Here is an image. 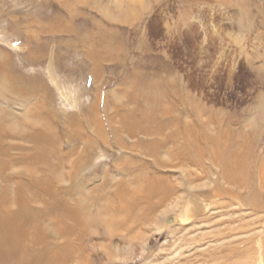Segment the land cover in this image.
Masks as SVG:
<instances>
[{
    "label": "rangeland",
    "instance_id": "1",
    "mask_svg": "<svg viewBox=\"0 0 264 264\" xmlns=\"http://www.w3.org/2000/svg\"><path fill=\"white\" fill-rule=\"evenodd\" d=\"M0 52L6 54L7 60L10 58L8 65L11 72L7 71L6 77L0 76V95L3 94L0 96V115L5 116L8 122L3 121L2 127L12 132H9L11 135L24 134V138L21 136L20 140H12L16 150H10L9 170L27 171L21 179L24 182L30 181L28 176L38 178L42 175L51 184L52 190L58 189L55 191L66 199L67 205L73 203L70 192L76 189L74 185L81 184L85 188L81 189L82 196L91 199L89 192L95 191V186H98L97 195L100 197L94 195L91 201L92 207L95 206L93 210L101 213L92 228L89 223L88 230L90 244L96 245L92 263L108 264L103 254L114 253L116 247L123 249L131 242L132 256L126 254V258L113 264H201L213 248L195 250L198 243L191 244L189 239L208 232L207 225L199 228V217L194 216V209L199 206L203 209L202 213L208 214L210 212L204 207L210 201L200 195L194 196L195 193L214 189L215 181L222 189H229L227 195L217 197L215 201L235 204L239 199L248 204L256 199L264 202V0H0ZM3 87L8 91H2ZM6 108L8 111H5ZM31 110H36L34 112L38 114ZM166 110H170L167 116L162 113ZM172 115L182 118L176 119L175 125H166L165 132L184 123H194L193 127L196 126L200 137H204V133L210 137L209 141L204 138L196 140L197 151L204 153L202 163L205 168L199 173L201 178L192 182L198 185L197 190L190 192L188 182L178 179L179 171L165 168L161 172L170 183L173 182L176 192L165 201L156 203V218L145 221L146 215L142 211L141 215L113 211L112 206L117 205V198L113 195L117 185L114 184L123 180V183L129 182L126 183L127 188L137 191L144 184L145 167H148L150 175L160 172L151 158L141 154L140 150L131 151L129 146L144 138L143 124L145 127L154 121L162 122ZM231 122L230 125L236 123L230 126L229 133H233L228 140L233 141L230 143L227 140L224 144L220 142L224 138L223 126L221 132H216L220 140L212 131L203 128L206 123L214 128ZM128 123L140 131L136 136L130 137L126 132ZM46 124L48 127H45ZM235 128L243 131L240 136L234 135ZM28 130L37 133L30 134ZM26 135L28 138L32 136L28 139ZM80 137L84 140L81 138L80 141ZM33 145L38 149L34 150ZM43 145L51 150V153L48 150L51 155L58 153L50 157L51 163H54L45 168L47 159L43 164L38 157L46 148ZM231 150L237 152L235 163L240 166L237 170L231 169L237 178L234 186L227 185L219 177V159ZM33 151H36L35 154H32ZM211 152L218 157L215 164L209 155ZM15 165L16 168H13ZM190 168L195 166L190 165ZM136 170L141 173L140 179H134L138 171H131ZM12 178L14 180V176ZM126 178L127 181H124ZM43 189L41 187L39 191L45 194ZM85 191L87 194L84 195ZM46 196H52V201L56 198L48 193ZM140 196L144 199L146 194ZM145 200L139 205H145ZM157 200L153 197L152 202ZM202 202H205L204 205ZM227 207L225 210L215 209L211 215L216 220H225L228 215L236 216V206ZM166 212L172 213L173 223L166 224L163 220ZM181 215L186 221L179 224L177 216ZM263 215L262 212L254 215L263 224L262 231L254 236L262 240L264 220L260 217L264 218ZM51 217L47 214L41 220V230L43 226H46L47 232L54 229V215L52 220ZM137 234L145 238L143 247L142 238L136 237ZM257 247L255 243L249 262L246 261L249 252L237 255V258L229 255L222 262L262 264L258 260Z\"/></svg>",
    "mask_w": 264,
    "mask_h": 264
},
{
    "label": "bare ground",
    "instance_id": "2",
    "mask_svg": "<svg viewBox=\"0 0 264 264\" xmlns=\"http://www.w3.org/2000/svg\"><path fill=\"white\" fill-rule=\"evenodd\" d=\"M5 23V22H3ZM71 28V27H70ZM57 29V28H56ZM47 31V30H46ZM50 31L52 32V30L50 29ZM59 31V30H58ZM72 31V30H71ZM70 32V31H69ZM76 32V31H75ZM74 32V33H75ZM90 36V35H89ZM98 37V36H97ZM100 37V36H99ZM91 38V36H90ZM88 40V39H87ZM82 41V40H81ZM99 42V41H98ZM101 42V41H100ZM91 43V42H90ZM92 47V46H91ZM47 50V49H46ZM31 53V52H30ZM91 53V52H90ZM94 53V52H92ZM15 55V54H14ZM106 55V54H105ZM107 56V55H106ZM89 58L91 56H88ZM7 56L5 53L0 52V76H7V71L10 72V67L8 65L9 63V59L7 60ZM17 59V58H16ZM92 59V58H91ZM28 60V59H27ZM30 61V60H29ZM8 68V70H7ZM28 69V68H27ZM7 72V73H6ZM30 72V71H29ZM34 72V71H33ZM13 74V73H12ZM15 75V74H14ZM9 76V75H8ZM31 76V75H30ZM4 77V78H5ZM15 77V76H14ZM33 78V77H32ZM3 79V78H2ZM6 80V79H5ZM35 81L37 79H34ZM20 81V80H18ZM10 82V81H9ZM16 82V81H15ZM38 82V81H36ZM39 83V82H38ZM7 84V83H6ZM40 84V83H39ZM11 85V84H10ZM7 87V86H5ZM11 88V87H10ZM19 88V87H18ZM36 88V87H35ZM7 88L3 87L2 91H6ZM33 89V87H32ZM30 89V90H32ZM15 90V89H14ZM19 90V89H18ZM17 90V91H18ZM8 91V89H7ZM11 91V90H10ZM16 91V90H15ZM12 92V91H11ZM22 92V91H21ZM44 92V91H43ZM177 92V91H176ZM3 93V92H2ZM1 93V94H2ZM5 93V92H4ZM29 93V92H28ZM34 93V92H33ZM27 94V93H26ZM31 94V93H30ZM35 94V93H34ZM11 95V94H10ZM21 95V94H20ZM32 95V94H31ZM30 95V97H31ZM43 95V94H42ZM1 97L3 96L0 95ZM34 96V95H32ZM171 96V95H170ZM5 97V96H4ZM12 97V96H11ZM35 97V96H34ZM7 98V97H6ZM4 99V98H3ZM28 99V98H27ZM7 100V99H6ZM11 100V99H10ZM5 101V100H4ZM38 101V100H37ZM194 101V100H193ZM13 102V101H12ZM33 102V100H32ZM42 102V101H41ZM15 103V102H14ZM27 103V102H26ZM35 103V102H34ZM38 103V102H37ZM173 103V102H172ZM29 104V102H28ZM39 104V103H38ZM42 104V103H41ZM13 105V104H12ZM23 105V104H22ZM23 109L25 108L24 106H22ZM34 107V106H33ZM93 107V106H92ZM3 109V108H2ZM167 109V108H166ZM4 110V109H3ZM2 110V111H3ZM27 110V109H26ZM38 110V109H37ZM91 110V109H90ZM94 110V109H93ZM96 110V108H95ZM118 110V109H117ZM116 110V112H117ZM175 110V109H174ZM5 111H8V109L6 108ZM5 111L3 114H5ZM28 111V110H27ZM32 111V110H31ZM36 111V110H34ZM32 111V112H34ZM122 111H123V107H122ZM130 111V110H129ZM12 112V111H11ZM97 112V111H96ZM115 112V113H116ZM119 112V110H118ZM127 112V111H126ZM124 112V113H126ZM8 113V112H7ZM6 113V114H7ZM120 113V112H119ZM118 113V114H119ZM156 113V112H155ZM161 113V112H160ZM163 114H169L170 110H166V112H163ZM181 113V112H180ZM179 113V114H180ZM1 114V113H0ZM34 114H38L35 113ZM41 114V113H39ZM129 114V113H128ZM10 115V113L8 114V116ZM13 115V114H11ZM14 115H17L14 113ZM27 115V114H26ZM33 115V114H32ZM72 115V114H71ZM97 115V114H96ZM99 115V114H98ZM122 115V114H120ZM135 115V114H134ZM161 115V114H160ZM182 115V114H181ZM18 116V115H17ZM87 116V115H86ZM113 116V115H112ZM10 117V116H9ZM12 117V116H11ZM24 118V116H22ZM35 117V116H33ZM45 117V116H44ZM53 117V115H52ZM58 117V116H57ZM80 117V116H79ZM93 117V116H92ZM109 117V116H108ZM121 117V116H120ZM16 118V116H15ZM19 118V116L17 117ZM59 118V117H58ZM124 118V117H123ZM126 118V117H125ZM137 118V117H136ZM154 118V117H153ZM160 118V117H159ZM179 118V115H177V117H175V115L169 116V118H167V120H164L162 122H160L158 120L154 121L153 124H147L144 127H142V134L144 135V138L142 139L141 137V141H137L135 143H131L132 145L129 146V149L132 150H140L141 154H144L145 156L151 158L153 164L155 165V167L157 166V168H159L160 172L158 173V171H156L157 174L154 175H150L149 174V169L148 167H145V173L144 174V179L145 181L143 182L144 184L142 185L141 188H139L137 191L136 190H131L129 188L126 187V183L128 184L129 182H125L123 183L121 181H118V179L116 181L117 185L113 195L116 196L117 198V205H113L112 206V210L113 211H119V212H123V213H128V214H133V213H140L141 215V211L143 213H145V218L144 220L146 221L147 219L152 220L153 217L156 218V211L157 208L156 207V203H160L166 200L167 197H170L172 194H174L176 192V189L174 187V184L170 183V181H168V177H166L164 174H162V170L165 168H169V169H174L179 171V175H178V179L180 181H186L188 182V190L194 191L197 190L195 189L198 185H193L192 182L199 180L200 174L201 172L205 171V168L203 167V156L204 153H200L197 151V139L200 138H204L206 139V141H209L210 137L208 136L207 133H204L202 135H204V137H200L199 134L196 130V126L193 127V125H195L193 123V125L190 123H184L183 120L182 122L184 124H181L183 126H177L174 130H170L165 132V127L169 126L170 127V123L174 124L177 123V120H181ZM12 118H10L11 120ZM14 119V118H13ZM21 119V118H20ZM34 119V118H33ZM37 119V116L36 118ZM61 119V117H60ZM67 119V118H66ZM72 119V118H71ZM89 119V117H88ZM87 119V120H88ZM121 120V118H119ZM177 119V120H176ZM6 120V117H2L0 115V264H94L92 263V256L95 255V253L93 252L95 246L90 244L91 240L90 237L88 236V230H89V223L91 224V228L92 225L95 221H98L100 213L99 212H95L93 209L95 206L92 207V199H94V195L98 196V186H95L96 189L95 191H90L89 194L91 195L92 199L90 198V202H89V198L88 197H84L82 196V190L83 189L80 185H74L76 186V189L73 190L72 192H70V196H72V200L73 203L72 205H67L66 199L61 197L60 194H58L55 190L58 189H53L51 188V184L48 183L47 181H45L46 179H44L43 177H41L42 175L37 177L34 176H28L29 180L28 182H24V180L22 179V176H26L25 175V171L24 173H22L23 171L20 170H9L10 169V163H9V159L12 158V156L10 157V150L14 149L16 144H12V140L13 139H18L19 137H21L22 135H11L10 133L12 132H8L7 130H4L5 127H2V123L3 121ZM18 120V119H17ZM39 121L41 120L38 119ZM114 119H112L111 122H113ZM140 120V119H139ZM153 120V119H152ZM156 120V119H155ZM176 120V121H175ZM188 120V119H187ZM186 119L184 121H187ZM7 121H9L7 119ZM12 121V120H11ZM19 122H22V120H18ZM18 121H16L15 123H17ZM38 121V122H39ZM72 121V120H71ZM82 121V120H80ZM109 121V118H108ZM118 121V119H117ZM138 121V120H137ZM136 121V122H137ZM141 121V120H140ZM231 121V120H230ZM6 122V121H5ZM36 123L39 125V123ZM43 122V120H42ZM132 122V121H131ZM129 122V123H131ZM135 122V123H136ZM165 122V123H163ZM188 122V121H187ZM237 122V121H236ZM235 122V123H236ZM8 123V122H6ZM10 123V122H9ZM78 123V122H77ZM109 123V122H108ZM125 125V121L123 122ZM128 123V124H129ZM133 123V122H132ZM134 123V124H135ZM148 123V122H147ZM235 123L233 122V125H235ZM12 124V123H10ZM20 124V123H19ZM18 124V125H19ZM24 124V123H23ZM22 124V125H23ZM26 124V123H25ZM35 124V122H34ZM33 124L32 127H34L35 125ZM94 124V123H92ZM201 124V123H200ZM203 124V122H202ZM231 123H227L219 125L218 127H214L213 126H209L208 123H206L204 125V130L206 131H212V133H214L216 135V132H221L220 129H222L221 127L223 126L224 128L222 129L224 131V133L222 134L224 136V139L222 138V141H220L222 144L226 143L228 140H231L232 138V134L231 132L229 133V130H231L230 125ZM71 125H73L71 123ZM81 125V124H80ZM108 125V124H107ZM137 125L138 122H137ZM167 125V126H166ZM178 125V124H177ZM4 126V125H3ZM16 126V124H15ZM21 126V125H20ZM19 126V127H20ZM30 125H27V127H29ZM37 126V125H36ZM43 126V125H41ZM110 126V125H109ZM114 126V125H113ZM119 126V125H117ZM129 124V126L127 125L126 128V132L130 135V137H134L136 136L135 134L138 131L137 127L131 126ZM141 126V124H140ZM45 127H48L47 124ZM44 127V129H45ZM50 127V125H49ZM56 127V126H55ZM91 127V125H90ZM95 127V126H94ZM173 127V126H172ZM243 127V126H242ZM37 129V127H35ZM43 128V127H42ZM52 128V127H51ZM50 128V130H51ZM72 128V127H71ZM81 128V127H80ZM96 128V127H95ZM114 128V127H113ZM116 128V127H115ZM168 128V127H167ZM218 128V130H217ZM239 128V127H237ZM25 129V128H23ZM21 129V130H23ZM33 129V128H32ZM43 129V130H44ZM49 129V128H48ZM100 129V128H99ZM111 129V128H110ZM119 129V128H118ZM141 129V128H140ZM171 129V128H170ZM242 129V128H241ZM42 130V129H41ZM42 130V131H43ZM122 130V129H121ZM24 131H27L26 129ZM30 131V130H28ZM34 131V130H33ZM38 131V130H37ZM56 131V130H55ZM54 131V132H55ZM71 131V129H70ZM76 131V130H75ZM125 131V130H124ZM19 132V131H18ZM31 132V131H30ZM29 132V133H30ZM79 132V131H78ZM112 132V131H111ZM115 132V131H114ZM117 132V131H116ZM125 132V133H126ZM241 132L239 129L234 130V135L240 136ZM23 133V132H22ZM27 133V134H29ZM37 133V132H34ZM34 133H30V134H34ZM39 133V132H38ZM229 133V134H227ZM48 134V133H47ZM54 134V133H53ZM71 134V133H70ZM123 134V133H122ZM127 134V135H128ZM141 134V133H140ZM221 134V133H220ZM201 135V136H202ZM206 135V136H205ZM218 135V134H217ZM216 135V136H217ZM24 136V134H23ZM22 136V137H23ZM30 136V135H28ZM32 136V135H31ZM31 136L29 138H31ZM41 136V135H39ZM43 136V135H42ZM46 136V135H45ZM59 136V135H58ZM80 136V135H79ZM82 136V135H81ZM120 136V135H119ZM122 136V135H121ZM21 137V138H22ZM27 137V135H26ZM34 137V136H33ZM38 136L36 135V138ZM51 137V136H50ZM57 137V136H56ZM71 137V135H70ZM90 137V136H89ZM124 137V136H123ZM129 137V138H130ZM24 138V137H23ZM28 138V137H27ZM28 138V139H29ZM35 138V139H36ZM47 138V137H46ZM73 138V137H72ZM80 137V141H81ZM88 139V137H86ZM115 138V136H114ZM119 137H117L118 139ZM121 138V137H120ZM128 138V139H129ZM217 138L219 139V137L217 136ZM34 139V138H33ZM43 139V138H42ZM49 139V138H48ZM74 139V138H73ZM83 139V138H82ZM122 139V138H121ZM20 140V138L18 139ZM22 140V139H21ZM32 140V139H31ZM38 140V138L36 139ZM45 140V139H44ZM59 140V139H58ZM84 140V139H83ZM90 140V139H89ZM220 140V139H219ZM227 140V141H226ZM23 141V140H22ZM46 141V140H45ZM71 141V140H70ZM77 141V140H76ZM87 141V140H86ZM92 141V140H91ZM201 141V139H200ZM18 143V141H15ZM14 142V143H15ZM37 142V141H36ZM39 142V141H38ZM50 142V141H49ZM78 142V141H77ZM84 142V141H83ZM121 142V141H120ZM132 142V140L130 141ZM233 142V141H228V143ZM90 143V142H89ZM12 144V145H11ZM33 144V143H31ZM43 144V143H42ZM77 144V143H76ZM87 144V143H85ZM124 144H125V140H124ZM123 144V145H124ZM54 145V144H52ZM80 145V144H79ZM231 145V144H230ZM34 146V147H33ZM33 149L35 148V145H33ZM44 146V145H43ZM97 146V145H96ZM232 146V145H231ZM46 147V146H44ZM71 147V146H70ZM90 147V146H88ZM227 147V146H226ZM229 147V145H228ZM23 145H22V149H23ZM31 148V147H30ZM41 148V147H40ZM47 148V147H46ZM44 149V152H39L40 155H38V157L40 156V161L44 164L46 162L45 166L49 167L51 166V160L50 157H54L53 154H58V153H53L52 155L50 154L51 150ZM52 148V147H51ZM72 148V147H71ZM80 148V147H79ZM124 148V147H123ZM125 148L126 145H125ZM124 148V149H125ZM138 148V149H136ZM230 148V147H229ZM240 148V146H239ZM38 149L35 148L34 150ZM42 149V148H41ZM40 149V150H41ZM42 149V150H43ZM58 149V148H57ZM85 149V148H84ZM95 149V148H94ZM16 150V149H14ZM32 150V149H31ZM49 150V152H48ZM72 151V149H70ZM230 150V149H229ZM70 151V152H71ZM232 151V150H231ZM228 151V153H224V155L222 156L221 159H219L220 162V172H219V177L222 181H224V183H226L227 185L230 186H234V184L236 183V173L234 171H232L231 169H236L240 166L237 167L236 163L237 162V158H238V154L236 151ZM13 151H11L12 153ZM20 152V151H18ZM23 152V151H22ZM33 151L32 154H35ZM58 152V151H56ZM81 152V151H80ZM87 152V150H86ZM91 152V151H90ZM124 153V152H123ZM61 154V153H60ZM85 154V153H84ZM83 154V155H84ZM135 154V153H134ZM14 155V154H13ZM77 156V154H74ZM88 155V154H87ZM209 155L212 157V163L215 164L217 161L218 157H215L216 155L211 152L209 153ZM17 156V155H15ZM20 155H18L19 157ZM24 156V155H22ZM56 156V155H55ZM10 157V158H9ZM72 158V155L70 156ZM162 157H166L167 160H163ZM77 158V157H75ZM80 159V158H79ZM89 159V158H88ZM87 159V160H88ZM130 159V158H129ZM16 160V159H15ZM14 160V161H15ZM35 160V159H34ZM64 160V158H63ZM127 160V158H126ZM133 160V159H132ZM13 161V160H11ZM54 161V160H53ZM74 161V160H73ZM81 160H76V162H80ZM167 161V162H166ZM70 162V161H69ZM84 161H81V163ZM87 162V161H86ZM126 162V161H125ZM124 162V163H125ZM134 162V161H133ZM141 162V161H140ZM146 162V161H145ZM209 162V160H208ZM24 163V162H23ZM60 163V162H59ZM81 163H79V165H81ZM129 163V162H126ZM137 163V162H136ZM150 163V162H149ZM16 164V163H15ZM30 164V163H29ZM55 164H56V160H55ZM54 164V165H55ZM58 164V163H57ZM63 164V163H61ZM151 164V163H150ZM38 165V164H37ZM36 165V166H37ZM41 165V164H40ZM53 165V167H54ZM69 165V163H68ZM75 166V164H73ZM115 165V164H114ZM129 165V164H128ZM191 166H195L194 169L190 168ZM35 166V165H34ZM82 166V165H81ZM127 166V165H126ZM148 166V165H147ZM153 166V165H152ZM31 167V165L29 166ZM76 167V166H75ZM129 167V166H128ZM16 168V165L15 167ZM18 168V166H17ZM26 168V166L24 167V169ZM78 168V167H77ZM144 168V167H143ZM142 168V169H143ZM68 169V168H67ZM125 169V168H124ZM141 169V170H142ZM23 170V169H22ZM26 170V169H25ZM76 170V169H75ZM74 170V171H75ZM128 170V169H127ZM151 170V169H150ZM33 171V170H32ZM92 171V170H91ZM136 171H131V172H137ZM219 171V170H218ZM35 172V171H34ZM42 172V170H41ZM77 172V171H76ZM93 172V171H92ZM127 172V171H126ZM130 172V173H131ZM36 173V172H35ZM38 173V172H37ZM40 173V172H39ZM72 173V172H71ZM74 173V172H73ZM95 173V172H94ZM13 174V175H12ZM31 174V173H30ZM53 174V173H50ZM75 174V173H74ZM141 173H136L134 174V179H140L139 177H142L140 175ZM153 174V173H152ZM72 175V174H71ZM96 175V173H95ZM14 176V180L13 178L11 179V177ZM75 176V175H73ZM16 177V179H15ZM67 177V176H66ZM125 177V176H124ZM131 177V176H129ZM132 177V178H133ZM25 178V177H24ZM75 178V177H74ZM105 178V177H104ZM122 179V178H121ZM129 179V178H128ZM47 180H49L47 178ZM52 180V179H51ZM66 180V179H65ZM85 180V179H84ZM83 180V181H84ZM90 180V179H89ZM50 181V180H49ZM53 181V180H52ZM80 181V180H79ZM106 181V180H105ZM110 181V180H109ZM127 181V178L126 180ZM132 181V180H131ZM179 181V182H180ZM218 181V180H216ZM73 182V181H72ZM76 182V181H75ZM89 182V181H87ZM103 182V180H102ZM83 183V182H82ZM105 183V182H104ZM103 183V184H104ZM134 184H136L135 182H133ZM40 184V185H39ZM62 184V183H61ZM70 184V183H69ZM95 184V183H94ZM102 184V183H101ZM139 184V183H138ZM204 184V183H203ZM39 185V186H38ZM59 185V184H58ZM105 185V184H104ZM185 185V184H184ZM184 185H182L184 187ZM79 186V187H78ZM243 186V185H242ZM40 187V188H39ZM41 187L45 188L43 189L45 191V194L41 193L39 190L41 189ZM86 187V186H85ZM88 187V186H87ZM101 187V186H100ZM99 187V188H100ZM130 187V186H129ZM132 187V186H131ZM239 187V186H238ZM56 188H59L56 186ZM92 188V189H93ZM104 188V187H103ZM113 188V189H114ZM237 188V187H236ZM235 188V189H236ZM60 189V188H59ZM240 189V188H239ZM68 190V189H67ZM71 190V189H70ZM85 190V188H84ZM142 190V191H141ZM42 191V190H41ZM43 191V192H44ZM62 191V190H61ZM88 191V189H87ZM101 191V189H100ZM146 191L145 193H142ZM63 192V191H62ZM48 193V195H55V200L52 201L51 197L46 196V194ZM64 193V192H63ZM228 194L229 193V189H222L221 186H219L217 183H215L214 181V189L210 190V191H199L197 193L194 194V196L200 195L203 196L205 199L209 200L210 202H208V204L206 203L205 205V209L210 212L208 214L202 213L203 209L200 208L199 206H196L194 209V216L195 217H199L198 223L199 224V228L202 229V227L204 225H207L208 227V232L204 233V234H200L197 238H190L189 239V243L193 244V243H198V247H194L195 250H204V247H210L213 248V251L210 252L209 254H207V256L205 258L202 259L201 264H225V262L223 263L222 261L225 260V258L229 255L233 256L234 258H237V255H241L242 253H248L249 252V256L246 258V261L249 262L251 261L252 257L251 254L254 253V247H255V243L257 244V248L259 249L258 251V260L260 262L264 263V238L263 240L257 236H254L256 234H258L260 231H262L263 228V224L258 221V217L254 216L257 213L262 212V214H264V202L262 201H257L256 199H252L248 204H246L245 202L243 203V201L241 202L238 199V202L235 201V204L233 203H226L224 201H215L217 200L220 196L224 195V194ZM235 193V192H234ZM238 194V192H236ZM66 194V193H65ZM87 194L86 191L84 192V195ZM98 194V195H97ZM101 194V192H100ZM142 194H146V196L143 197L140 196ZM226 194V195H227ZM69 195V194H67ZM65 195V196H67ZM75 195V196H74ZM157 195V196H156ZM64 196V195H63ZM64 196V197H65ZM81 196V197H80ZM231 196V195H230ZM239 196V195H238ZM50 198L47 199V198ZM54 197V196H53ZM78 197V198H77ZM100 196H98L97 198H99ZM113 197V196H112ZM153 197H157V202H152ZM218 197V198H217ZM253 197V196H252ZM217 198V199H216ZM232 199V197H230ZM240 198V197H239ZM115 199V198H112ZM146 201L145 205L140 206L139 202L143 200ZM212 199V200H211ZM233 199H235V197L233 196ZM69 200V199H68ZM108 200V199H107ZM202 200V199H201ZM195 201V200H194ZM199 201V200H198ZM233 201V200H232ZM240 201V202H239ZM70 202V201H69ZM100 202V201H99ZM203 205L205 202H202ZM95 204V203H94ZM100 204V203H99ZM113 204V203H112ZM144 204V203H143ZM97 205V203H96ZM110 205V204H109ZM108 205V206H109ZM139 205V206H138ZM236 206L235 209L237 208V211L235 212L236 216L234 215V217L232 216H227L228 218L225 220H216L215 217L213 215H211V213L215 210V209H220V208H224L225 207H229V206ZM245 205H247L248 207H246ZM38 206H40V208H38ZM245 206V207H244ZM99 207V206H98ZM227 207V208H228ZM92 208V209H91ZM101 208V206H100ZM166 209V208H165ZM231 209V207L229 208ZM107 210V209H106ZM227 210V209H226ZM233 210V209H232ZM166 211V210H165ZM191 211V210H190ZM206 211V212H207ZM222 211V210H221ZM118 212V213H119ZM240 212L239 216H237V213ZM253 212V213H252ZM255 212V213H254ZM109 213V211H108ZM192 213V212H191ZM221 212H219L218 214H220ZM47 214L49 215V217H51V220L53 218L54 215V229L52 231L48 230L49 232H47L46 230V226H43V230H41V220L44 219V217H47ZM53 214V215H51ZM121 214V213H120ZM163 214V213H162ZM172 213H168L166 212L162 217L163 220H166L169 216L171 217ZM177 214V213H176ZM180 214V213H179ZM178 214V215H179ZM223 214V213H222ZM221 214V215H222ZM51 215V216H50ZM103 216V214H101ZM117 215V213L115 214ZM122 215V214H121ZM124 215V214H123ZM227 215V213H226ZM232 215V214H230ZM101 216V217H102ZM126 216V215H125ZM124 216V217H125ZM133 216V215H132ZM225 216V215H223ZM222 216V217H223ZM264 216V215H263ZM144 217V216H142ZM230 217V218H229ZM117 218V216H116ZM172 218V222H174L173 217ZM178 218V223H183L185 222V217L181 216H177ZM264 220L263 217H260ZM49 219V218H48ZM119 219V218H117ZM126 219V218H124ZM131 219V218H130ZM224 219V218H223ZM50 220V221H51ZM103 220V217H102ZM111 221H113L112 219H110ZM260 220V219H259ZM101 221V220H100ZM120 221V220H119ZM126 221V220H125ZM49 222V221H48ZM110 222V221H108ZM123 222V221H122ZM52 223V222H51ZM119 223V222H118ZM125 223V222H124ZM264 223V222H263ZM105 224V223H102ZM131 224V223H130ZM130 224H127L128 226ZM167 224V222H166ZM53 225V224H52ZM108 225V224H107ZM114 225H117L114 223ZM182 225V224H181ZM185 225V224H184ZM94 226V225H93ZM132 226V225H131ZM180 226V225H179ZM183 226V225H182ZM103 227V226H102ZM105 227V225H104ZM123 227V226H122ZM127 227V226H126ZM170 227V226H169ZM48 228V226H47ZM94 228V227H93ZM101 228V226H100ZM108 228V227H107ZM106 228V229H107ZM114 228V227H112ZM124 229H127L125 227H123ZM122 228V229H123ZM133 228V226H132ZM96 229V228H95ZM119 229V228H118ZM94 230V229H93ZM110 230V229H109ZM107 230V231H109ZM117 230V229H116ZM46 231V232H45ZM115 231V230H113ZM130 231V230H129ZM102 233V232H101ZM111 233V232H110ZM109 233V234H110ZM129 233V232H128ZM142 233V232H141ZM96 234V233H95ZM117 234V232H116ZM120 234V233H119ZM124 234V233H123ZM210 234V236H208ZM99 236V235H98ZM132 236V235H131ZM130 235L127 237H131ZM141 237L142 234H137L136 237ZM145 236V235H144ZM86 237V238H85ZM113 237V236H112ZM126 237V236H125ZM133 237V236H132ZM134 237V238H136ZM109 237H107L108 239ZM143 244L142 247L144 245V241L145 238L141 237ZM200 238V239H199ZM256 238V239H255ZM97 239V238H96ZM112 239V238H111ZM126 239V238H125ZM205 240V242L201 243L202 240ZM129 239H127L128 241ZM134 241V240H133ZM130 242V241H129ZM136 242V240H135ZM87 244H89L90 246H87ZM99 244V243H98ZM109 244V243H108ZM107 244V245H108ZM190 244V246H191ZM99 246V245H98ZM106 246V245H103ZM102 246V247H103ZM112 246V245H111ZM101 247V246H99ZM88 248L91 249V251L88 252ZM110 248V247H109ZM117 249L114 250V253H109L107 252L106 254H103L102 257L104 256L105 260H107L109 263L108 264H113L114 262H118L120 260H123V258H126V254L132 256L133 254V244L127 243L126 246L120 249H118V247H116ZM99 250V249H98ZM111 250V249H110ZM105 252V251H104ZM109 253V254H108ZM149 255V254H148ZM254 255V254H253ZM255 257V256H254ZM100 258V257H99ZM98 258V259H99ZM103 259V258H102ZM146 259V258H145ZM102 261V260H101ZM254 261V260H253ZM245 263V264H250V263ZM98 263V262H97ZM103 263V262H102ZM262 263V264H263ZM106 264V263H105ZM234 264H237L236 261ZM261 264V263H260Z\"/></svg>",
    "mask_w": 264,
    "mask_h": 264
},
{
    "label": "water",
    "instance_id": "3",
    "mask_svg": "<svg viewBox=\"0 0 264 264\" xmlns=\"http://www.w3.org/2000/svg\"><path fill=\"white\" fill-rule=\"evenodd\" d=\"M166 222H167V223L172 222V218H171V217H168V218L166 219Z\"/></svg>",
    "mask_w": 264,
    "mask_h": 264
}]
</instances>
